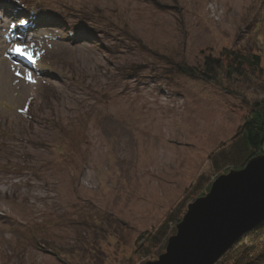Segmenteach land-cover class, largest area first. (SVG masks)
<instances>
[{
	"label": "rangeland",
	"instance_id": "374dc122",
	"mask_svg": "<svg viewBox=\"0 0 264 264\" xmlns=\"http://www.w3.org/2000/svg\"><path fill=\"white\" fill-rule=\"evenodd\" d=\"M261 99L264 0H0V264L157 260Z\"/></svg>",
	"mask_w": 264,
	"mask_h": 264
},
{
	"label": "water",
	"instance_id": "95a60500",
	"mask_svg": "<svg viewBox=\"0 0 264 264\" xmlns=\"http://www.w3.org/2000/svg\"><path fill=\"white\" fill-rule=\"evenodd\" d=\"M264 222V154L217 176L190 202L157 260L145 264H216Z\"/></svg>",
	"mask_w": 264,
	"mask_h": 264
},
{
	"label": "trees",
	"instance_id": "16d2710c",
	"mask_svg": "<svg viewBox=\"0 0 264 264\" xmlns=\"http://www.w3.org/2000/svg\"><path fill=\"white\" fill-rule=\"evenodd\" d=\"M22 19H27L29 21L27 23L32 21V25H34L36 21L35 19L30 20L32 19L30 15L24 16L21 14L20 21ZM19 25L21 24L18 23V26ZM243 60V58L242 60L240 59V61ZM252 63L258 67L259 57H252ZM202 67L200 71L192 67H181L178 71L189 78L202 80L204 82L215 81L216 71L220 67L219 60L206 57ZM235 138L236 139L231 143V149L223 156L225 162L223 160L222 165L226 166L225 173L232 169H242L249 159L256 155L264 154V99L250 105L248 115L240 126ZM211 183L212 181L208 183L206 190H204L205 192L200 193L198 197L205 195L209 191ZM183 215V211H180L175 218H169L154 235H156V237L160 236L161 239H166L167 236L174 234L176 231L173 226H176V224L181 221ZM263 259L264 222L253 231L244 235L216 264H261Z\"/></svg>",
	"mask_w": 264,
	"mask_h": 264
},
{
	"label": "snow or ice",
	"instance_id": "6c2138e0",
	"mask_svg": "<svg viewBox=\"0 0 264 264\" xmlns=\"http://www.w3.org/2000/svg\"><path fill=\"white\" fill-rule=\"evenodd\" d=\"M13 51L17 52L18 54L27 57L29 60L34 61L33 54L27 50V45H16L13 49ZM29 80H31V76L28 77Z\"/></svg>",
	"mask_w": 264,
	"mask_h": 264
}]
</instances>
